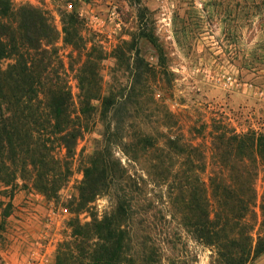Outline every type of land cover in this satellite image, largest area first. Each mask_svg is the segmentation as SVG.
<instances>
[{
    "label": "trees",
    "instance_id": "1",
    "mask_svg": "<svg viewBox=\"0 0 264 264\" xmlns=\"http://www.w3.org/2000/svg\"><path fill=\"white\" fill-rule=\"evenodd\" d=\"M145 13L143 9L142 21ZM58 14L63 42L72 49L68 64L57 47L60 32L48 10L0 0V187L14 188L22 181L47 199H58L73 175L80 138L100 122L102 140L85 165L74 213L92 209L89 205L108 193L116 196V206L110 216L93 215L89 223L72 219L70 239L60 244L53 264H159L162 247L145 237L132 249L134 234L124 228V222L138 215L137 207L153 209L152 202L141 203L146 175L162 180L163 204L180 214L185 232L195 241L215 249L218 262L254 264L264 255V236L257 241L253 236L257 208L264 226V196L258 207L256 190L264 166V132L238 133L217 119L210 124V155L202 144L167 138L161 145L159 138L128 124L130 100L135 96L138 108L145 92L133 96L128 84L104 86L103 47L87 36L86 21L77 10L60 8ZM139 35L160 51L146 23ZM134 50L124 41L114 59L127 71L136 66L138 81L148 80L152 69L140 59L139 49L134 60L128 55ZM114 147L122 149L137 171L114 157ZM150 154H157L160 163L148 168ZM173 160L182 165H165Z\"/></svg>",
    "mask_w": 264,
    "mask_h": 264
},
{
    "label": "rangeland",
    "instance_id": "2",
    "mask_svg": "<svg viewBox=\"0 0 264 264\" xmlns=\"http://www.w3.org/2000/svg\"><path fill=\"white\" fill-rule=\"evenodd\" d=\"M13 1L17 6L33 5L51 13L60 32L57 47L67 64L72 49L63 42L58 9L77 10L86 21L87 36L104 49V86L128 84L133 96L145 92L144 103L138 108V99L134 96L130 100L128 124L159 138L161 145L167 138L179 140L180 144H202L210 155V124L217 119L238 133L264 132V0ZM143 9L146 13L142 21ZM145 23L158 40L160 51L140 37ZM124 41L135 49L126 54L134 60L139 49L140 59L152 69L148 80L144 77L138 81L136 66L127 71L114 59L113 52ZM69 75L77 96L74 73L70 70ZM118 115L123 117L124 111ZM91 125L94 126L78 142L73 175L58 199L49 200L22 181L14 188L0 187V264H53L60 244L70 239L72 219L78 217L85 224L92 221L93 215L99 219L111 215L116 206L113 193L97 197L89 205L92 209L74 213L85 165L104 132L102 123ZM114 157L131 172L137 171L121 148L114 147ZM157 157L150 154L148 168L159 162ZM171 163L176 168L182 165L180 160L165 165ZM203 177L207 180L206 175ZM145 180L148 188L140 196L141 203L152 202L153 209L137 207L138 215L124 222V228L135 237L132 249L135 244L140 247L148 237L162 247L159 264H221L215 249L195 241L185 232L180 214L163 204L162 180L147 175ZM256 190L259 207L264 196V166L259 170ZM148 192L152 194L144 201ZM172 211L174 217L170 215ZM256 212L255 241L264 236L261 211L257 208ZM261 259L254 264H260Z\"/></svg>",
    "mask_w": 264,
    "mask_h": 264
},
{
    "label": "crops",
    "instance_id": "3",
    "mask_svg": "<svg viewBox=\"0 0 264 264\" xmlns=\"http://www.w3.org/2000/svg\"><path fill=\"white\" fill-rule=\"evenodd\" d=\"M264 263V255L262 256V259L260 261V264H263Z\"/></svg>",
    "mask_w": 264,
    "mask_h": 264
}]
</instances>
